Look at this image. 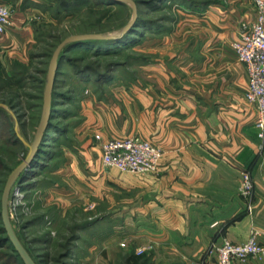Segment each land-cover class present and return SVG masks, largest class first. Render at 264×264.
<instances>
[{
  "label": "rangeland",
  "instance_id": "obj_1",
  "mask_svg": "<svg viewBox=\"0 0 264 264\" xmlns=\"http://www.w3.org/2000/svg\"><path fill=\"white\" fill-rule=\"evenodd\" d=\"M130 1L134 8L115 0H21L30 38L0 47L1 214L5 184L26 159L41 124L56 48L73 36L110 38L80 43L64 54L47 131L10 192L11 225L35 264H135L130 261L135 256H143L137 264H173L152 242L127 236L125 192L96 190L67 167L80 148L83 126L93 120L91 111L116 101L121 90L186 84L191 58L199 52L191 45L195 26L205 11L231 0ZM3 229L0 218V264H24ZM241 264H264V259Z\"/></svg>",
  "mask_w": 264,
  "mask_h": 264
},
{
  "label": "crops",
  "instance_id": "obj_2",
  "mask_svg": "<svg viewBox=\"0 0 264 264\" xmlns=\"http://www.w3.org/2000/svg\"><path fill=\"white\" fill-rule=\"evenodd\" d=\"M11 1L17 11L0 47L30 38L21 0ZM1 4L13 7L10 0ZM255 17L249 0L205 11L192 37L199 52L186 84L121 90L116 101L91 111L93 120L83 126L67 167L96 190L125 192L127 236L152 242L173 264H202L222 238L242 244L252 232L264 246V145L257 138L256 109L245 100V67L231 49L241 24ZM95 135L150 142L163 155L158 173L137 177L105 169ZM242 172L254 186L250 208L239 195Z\"/></svg>",
  "mask_w": 264,
  "mask_h": 264
},
{
  "label": "built area",
  "instance_id": "obj_3",
  "mask_svg": "<svg viewBox=\"0 0 264 264\" xmlns=\"http://www.w3.org/2000/svg\"><path fill=\"white\" fill-rule=\"evenodd\" d=\"M249 1L256 17L250 23L241 24L239 39L231 44V49L237 61L245 67V100L256 109L255 129L258 140L264 145V0ZM11 17L10 7L0 5V36L10 27ZM96 141L101 142V161L105 169L137 177L155 175L159 171L162 152L148 141L138 137L101 141L98 136ZM253 190L249 173L242 172L239 195L248 208ZM258 238V232H252L242 244L222 238L218 245L212 247L204 264H241L249 258L264 259V246L258 242Z\"/></svg>",
  "mask_w": 264,
  "mask_h": 264
},
{
  "label": "water",
  "instance_id": "obj_4",
  "mask_svg": "<svg viewBox=\"0 0 264 264\" xmlns=\"http://www.w3.org/2000/svg\"><path fill=\"white\" fill-rule=\"evenodd\" d=\"M115 1L119 3H125L128 5H131L133 8L135 7V5L130 0H115ZM134 18H136L135 12H134ZM134 21L124 30L123 34H127L130 31V29L133 27ZM105 39H110V38H105L99 35L73 36L63 41L56 48L51 58L50 64H49V69H48V74H47V83H46L45 93H44V98H43V115H42V120H41L38 133L36 135L33 145L29 148V153L26 159L23 161V163L19 167H17L11 173V175L9 176L5 184V187L2 193V199H1L0 217L2 219L4 231L7 234L9 242L11 243L15 252L19 255L20 259L22 260L24 264H35V263L31 259V257L28 255L24 247L21 245L10 222L8 201H9L11 189L13 185L15 184V182L19 179L20 175L30 167L31 162L33 161L42 143L44 134L47 131L48 123L50 119L51 95H52L54 80L57 74V69L60 64V58H61L62 52H64V50H67L69 47L76 45V44L89 42V41L105 40Z\"/></svg>",
  "mask_w": 264,
  "mask_h": 264
},
{
  "label": "trees",
  "instance_id": "obj_5",
  "mask_svg": "<svg viewBox=\"0 0 264 264\" xmlns=\"http://www.w3.org/2000/svg\"><path fill=\"white\" fill-rule=\"evenodd\" d=\"M77 45H78V44L73 45V46L69 47L67 50H64V52H62V54H61V58H60V63H61V61L63 60V56H64V54H65L70 48H72V47H74V46H77ZM0 218H1V217H0ZM2 232L5 233L4 229L2 230ZM6 242H9L8 239H6ZM141 260H143V256H135V257H131V258H130V261H133L135 264L139 263Z\"/></svg>",
  "mask_w": 264,
  "mask_h": 264
}]
</instances>
